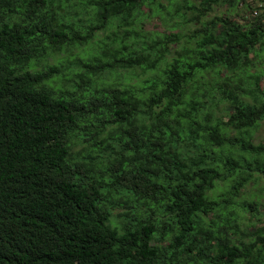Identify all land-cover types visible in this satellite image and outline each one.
Here are the masks:
<instances>
[{
    "label": "trees",
    "instance_id": "obj_1",
    "mask_svg": "<svg viewBox=\"0 0 264 264\" xmlns=\"http://www.w3.org/2000/svg\"><path fill=\"white\" fill-rule=\"evenodd\" d=\"M169 4L0 0V264H264V11Z\"/></svg>",
    "mask_w": 264,
    "mask_h": 264
},
{
    "label": "rangeland",
    "instance_id": "obj_2",
    "mask_svg": "<svg viewBox=\"0 0 264 264\" xmlns=\"http://www.w3.org/2000/svg\"><path fill=\"white\" fill-rule=\"evenodd\" d=\"M184 1H187L189 3H196V0H175V4L178 2L182 4ZM160 2L165 7V9H168V6H170L169 4L170 0H160ZM246 2L249 3L251 6H254L256 4L255 0H246ZM239 9L241 11L240 12L241 15L244 16L248 15V12H246L243 8H239ZM148 12H149L148 8L143 7L137 14L136 18L134 19L132 23V28L150 33L162 31L166 23L161 22L159 17H150ZM227 12L228 10L226 7H214L213 10L208 14V17L211 18L213 16H220L222 14H226ZM193 28L194 27H188V29L190 30H193ZM257 70L258 71L261 70L262 73H264V63ZM140 79H143V77L139 76L138 80L140 81ZM131 82L132 83L135 82V79ZM252 136H253V141L255 143L262 142L264 140V121L260 122L256 130L253 131ZM247 189L251 192L260 194V202L261 204L264 205V179H261L256 186L253 187V185H250ZM261 219L264 220V216H261Z\"/></svg>",
    "mask_w": 264,
    "mask_h": 264
},
{
    "label": "built area",
    "instance_id": "obj_3",
    "mask_svg": "<svg viewBox=\"0 0 264 264\" xmlns=\"http://www.w3.org/2000/svg\"><path fill=\"white\" fill-rule=\"evenodd\" d=\"M255 9L252 12V16L256 17L262 11H264V0H259L257 4H255Z\"/></svg>",
    "mask_w": 264,
    "mask_h": 264
}]
</instances>
